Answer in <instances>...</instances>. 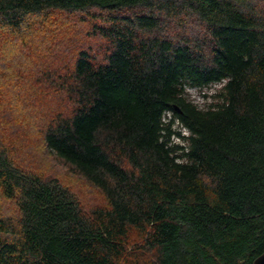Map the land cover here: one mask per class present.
Here are the masks:
<instances>
[{
  "label": "trees",
  "instance_id": "trees-1",
  "mask_svg": "<svg viewBox=\"0 0 264 264\" xmlns=\"http://www.w3.org/2000/svg\"><path fill=\"white\" fill-rule=\"evenodd\" d=\"M50 11L84 14L102 40L77 44L37 84L54 94L45 150L101 203L85 207L0 138V264H253L264 253V0H0V29L22 33ZM184 14L198 33H172ZM213 84L211 101L188 93Z\"/></svg>",
  "mask_w": 264,
  "mask_h": 264
},
{
  "label": "rangeland",
  "instance_id": "rangeland-1",
  "mask_svg": "<svg viewBox=\"0 0 264 264\" xmlns=\"http://www.w3.org/2000/svg\"><path fill=\"white\" fill-rule=\"evenodd\" d=\"M31 21V29L19 34L0 29V138L6 141L17 162L45 176L59 178L90 208L101 203L98 191L70 172L42 144L40 125L51 117L54 94L39 92L42 86L37 84L41 72L61 71L67 66L77 44L98 50L103 46L102 40L92 31L89 18L81 13L50 11ZM196 22L184 14L171 31L182 35L198 33ZM218 87L219 84L203 90L188 87V93L202 104L212 100L204 94L210 95ZM2 207L7 215H17L14 202L5 201Z\"/></svg>",
  "mask_w": 264,
  "mask_h": 264
},
{
  "label": "water",
  "instance_id": "water-1",
  "mask_svg": "<svg viewBox=\"0 0 264 264\" xmlns=\"http://www.w3.org/2000/svg\"><path fill=\"white\" fill-rule=\"evenodd\" d=\"M253 264H264V253L256 258Z\"/></svg>",
  "mask_w": 264,
  "mask_h": 264
}]
</instances>
